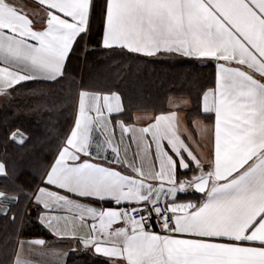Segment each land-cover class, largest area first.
Masks as SVG:
<instances>
[{
  "label": "snow or ice",
  "instance_id": "6c2138e0",
  "mask_svg": "<svg viewBox=\"0 0 264 264\" xmlns=\"http://www.w3.org/2000/svg\"><path fill=\"white\" fill-rule=\"evenodd\" d=\"M35 2L48 10L42 30L34 29V21L11 0H0V95L8 98L18 85L62 78L75 44L89 32L93 0ZM104 20L106 49L218 62L215 87L201 96L203 113L215 117L214 159L203 171L178 134L172 112L158 115L132 137L137 156L154 145L159 162L158 170L151 162L137 166L126 147L122 158L120 147L123 136L136 130L117 121L118 142L109 131L112 116L124 111L122 96L81 90L73 126L44 180L60 191L40 187L34 194L45 211L70 215L43 216L42 222L54 234L91 247L92 255L108 264H264V0H105ZM8 138L19 144L26 140L19 129ZM169 149L181 169L194 164L199 174L178 179ZM0 177H9L4 160ZM189 189L203 194V201L179 202ZM73 196L115 207L98 209ZM18 200L0 190V202L9 204L0 214L7 215ZM161 202L163 210L156 206ZM138 213L143 215L137 218ZM153 216L167 234L147 230ZM84 228L87 232L78 235Z\"/></svg>",
  "mask_w": 264,
  "mask_h": 264
},
{
  "label": "trees",
  "instance_id": "16d2710c",
  "mask_svg": "<svg viewBox=\"0 0 264 264\" xmlns=\"http://www.w3.org/2000/svg\"><path fill=\"white\" fill-rule=\"evenodd\" d=\"M105 0H93L89 32L78 40L56 81H32L16 86L11 98L0 95V160L7 162L9 177H0V190L19 197L7 215L0 216V264H8L21 221L20 234L39 227L24 208L72 121L77 91L117 92L124 112H162L171 96H187L198 112L202 93L214 85V63L159 54L134 55L100 45ZM21 130L23 144L8 138ZM15 217V219H13ZM36 224H35V223ZM32 229V231H29ZM42 236L49 238L44 228ZM78 264H108L90 254L75 256Z\"/></svg>",
  "mask_w": 264,
  "mask_h": 264
},
{
  "label": "crops",
  "instance_id": "0c3cea01",
  "mask_svg": "<svg viewBox=\"0 0 264 264\" xmlns=\"http://www.w3.org/2000/svg\"><path fill=\"white\" fill-rule=\"evenodd\" d=\"M13 4H15L19 9L25 11L29 17L34 21L33 27L36 30H42L45 27V20H46V13L47 9L42 5H39L35 2V0H11ZM90 24V21H89ZM105 28V20L103 16L102 21V34L100 37V45L102 46V36ZM103 47V46H102ZM118 48V47H115ZM121 49V48H118ZM125 50V49H122ZM126 51V50H125ZM134 55L145 56L142 54L132 53ZM164 54V53H161ZM174 55L177 57H183L180 55L175 54H168ZM149 57V56H145ZM188 58V57H187ZM197 59L200 61H211L214 63V85L213 87L209 88L212 89L215 87V79L217 74V61L211 58H191ZM220 63H223L222 61ZM208 90V89H207ZM81 91L79 89L77 91L75 104H74V111L72 116V121L69 126L67 133L65 134L64 138L62 139L61 143L56 147L52 158L47 165L42 177L40 178L38 184L36 185L34 191L29 194V200L24 208V211L28 215H33L35 218L36 223L39 224V227L33 226L34 230L30 229L28 235L20 234L19 230L21 227V221L19 222L18 226V233L15 237V242L13 246L12 253H10L8 264H16V260L19 259L22 264H78L74 263L70 260L75 258V256H80L84 254L92 255L93 249L91 247L85 249L81 246V242L78 239L72 238L71 236L62 238L60 235H56L52 232V230L47 227L46 222H42L43 216H50V215H70L65 213L63 210L57 211H45L40 205L34 202V194L36 190L40 187H49L53 191H60L58 189L52 188L51 186H47L44 184L46 173L49 170V167L53 164V161L57 157V152L60 147L64 144L65 138L68 135L70 129L73 126L74 119L76 117L77 112V99L78 93ZM93 92V91H90ZM101 93V92H99ZM110 93V92H103ZM202 96V95H201ZM198 112L195 115H190V110L192 107V103L189 97L187 96H171L167 99L166 108L162 112H153L149 110H137L134 112H122L118 115L112 116V124L109 125V131L114 135V142H118L121 137V130L119 126L116 124L117 121H122L125 125L129 126L136 131L130 132L123 136V144L120 145L121 147V156L123 158L124 152L123 149L126 147L128 148L127 158L132 160L136 163L137 166H140L142 163L145 165L149 162L153 165V170H158L159 162L155 159V148L154 145L148 150L146 154L142 153L141 155L137 156V148L134 143H132V137L138 136L139 132L138 129L146 126H150L152 123L155 122V118L158 115L162 114H170L172 112L176 113V125L178 129V134L181 138L185 141V143L189 146L190 150L193 151V154L196 155L197 159L200 161L201 167L203 171L209 170L210 161L214 159V151H213V143L211 142L210 133L214 128V114L213 113H203L202 111V101L200 98V102L198 105ZM94 135H99V133H94ZM147 139L150 141L151 137L148 136ZM109 157H111V152L106 153ZM169 154L173 155V158L177 160V177L178 179H190L194 174H199L197 168L194 164H190L188 170H183L179 167V161L175 157L173 153H171L169 149ZM84 159H88L85 157ZM186 162L188 158L185 156ZM115 167L114 165H110ZM125 171L129 175H135L130 170L127 169H118ZM147 167H145V171L147 172ZM146 183H151L154 186L158 185L157 181L153 180H146ZM64 194V193H62ZM10 196H15L9 194ZM70 195V194H69ZM155 195V194H154ZM73 199L79 200L80 202L88 205H92L99 208H112L115 205L110 201H98L93 199H84L79 197H72ZM204 199V195L201 193L196 192L194 189H189L185 193L179 195V202H192V203H200ZM160 200L164 201L165 196L162 193L160 196ZM14 203H12L13 205ZM160 206L165 208V203L161 202L158 203ZM11 205V206H12ZM123 207V206H122ZM9 208V204L6 201L0 202V211H6ZM12 208V207H11ZM10 212V211H9ZM8 213V211H7ZM0 216H5L0 214ZM35 223V222H34ZM35 223V224H36ZM88 224H91L92 221L88 220ZM122 226V225H114V227ZM79 227V224H77ZM44 228L48 234L49 238L42 236L41 229ZM87 228L81 230L78 235L87 232ZM147 230L153 231L149 226ZM163 235V234H161ZM176 238H190L181 234L172 233ZM36 239H42L45 241L44 245H36L33 243ZM259 246V245H256ZM93 256V255H92ZM96 258L100 260H104L108 263V261L101 257L96 256Z\"/></svg>",
  "mask_w": 264,
  "mask_h": 264
},
{
  "label": "built area",
  "instance_id": "2783aa9c",
  "mask_svg": "<svg viewBox=\"0 0 264 264\" xmlns=\"http://www.w3.org/2000/svg\"><path fill=\"white\" fill-rule=\"evenodd\" d=\"M157 207H160L162 210L164 209L159 204L156 205ZM140 215H143V213H138L137 218H139ZM153 231H155L157 234H167L164 232V230L160 226V221L158 217L153 216L151 222L148 225ZM170 226H171V220H170Z\"/></svg>",
  "mask_w": 264,
  "mask_h": 264
}]
</instances>
